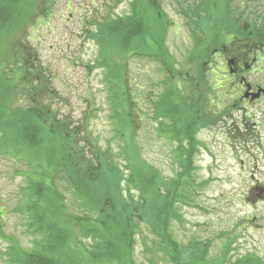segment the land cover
I'll list each match as a JSON object with an SVG mask.
<instances>
[{
	"label": "trees",
	"instance_id": "16d2710c",
	"mask_svg": "<svg viewBox=\"0 0 264 264\" xmlns=\"http://www.w3.org/2000/svg\"><path fill=\"white\" fill-rule=\"evenodd\" d=\"M55 1L0 0V57L4 54V67L0 69V153L17 157L29 168L22 187L23 212L26 228L33 235L30 250L8 246L7 263L134 264V238L140 225L145 224L160 240L153 248L158 250L155 254L161 253L173 264H225L232 241L223 245L219 257L208 259L207 248L199 241H189L179 251L168 229L169 221L178 218L173 209L177 189L186 181L188 165L193 164L198 151L196 133L217 119L215 112L205 113L206 98L198 116L194 107L186 103L190 98L179 97L180 72L162 42L168 25L160 10L162 0H127L128 13L106 16L94 23L90 34L97 45L96 66L104 71L108 117L117 126L122 142L126 132L131 133L135 127L131 108L139 107L136 92L121 87L125 83L124 60L129 54L158 57L167 76L162 78L165 87L158 94L153 113L161 119L158 132L175 142L173 157L182 160V166L178 165L181 183L163 180L134 153L133 142L127 141L120 148L123 168L128 171L125 174L111 146L99 152L88 140L87 117L74 125L70 117L53 112L58 96L38 64L33 45L27 44L30 36L27 42L23 41L25 37H18L15 45L12 35L24 26L31 24L34 29L38 21H48ZM225 5L223 0H200L195 7L185 9L178 3V12L192 21L190 29L194 31L193 49L186 58L189 65L199 66L213 46L207 45L212 44L211 37L225 34L230 17ZM191 115L195 121L190 120ZM197 119L201 124H196ZM62 184L79 201L80 210H85L83 217H74L72 222L76 231L89 239L88 244L78 245V240L71 244L70 223L66 224L69 217L56 190ZM133 192L137 197L131 195ZM58 208V214L52 217ZM254 257H237L231 264H259L261 260Z\"/></svg>",
	"mask_w": 264,
	"mask_h": 264
},
{
	"label": "rangeland",
	"instance_id": "374dc122",
	"mask_svg": "<svg viewBox=\"0 0 264 264\" xmlns=\"http://www.w3.org/2000/svg\"><path fill=\"white\" fill-rule=\"evenodd\" d=\"M187 1L189 4L196 0ZM184 2L161 1L160 10L168 25L164 33L160 28L158 32L160 35L163 33L162 42L167 55L173 58L174 67L180 72L179 97L190 98L186 103L194 107L199 116L203 111L202 94L196 92V86L185 74L187 69L192 70L193 67L186 58L193 49L195 39L192 36L194 31L190 29L192 21L189 19L188 23H184L178 12V3L185 7ZM128 9L127 0H56L48 21H38L34 29L30 27L31 24L24 26L19 33L12 35V41L16 45L18 37H25L23 41L27 42L26 37L30 36L27 44L33 45L38 64L58 96L53 102V112L57 116L70 117L74 125L87 117L86 135L88 140L94 142L95 145L92 144L96 150L103 152L108 145L111 146V153L121 166L119 168L127 174L120 148L125 145L124 141L129 144L133 142L134 153L158 172L163 180L174 179L181 183L183 179L179 176V166H182V160L173 157L175 142L158 132L161 119L153 113L158 94L165 87L162 78L167 76L157 56L129 54L124 60L125 83L121 87L136 92L139 107L131 108L135 127L131 133L126 132L122 137L123 142L117 133V126L108 117L104 71L96 66L97 45L90 31L94 30V23L101 22L106 16L124 15ZM27 27L30 28L27 30ZM197 35L200 37V32ZM3 56L0 57V69L4 67ZM198 69L202 72L201 63ZM199 82L206 87L205 94L208 95L205 113L211 115L219 111L212 102L215 94L212 90L215 85L213 76L212 79L209 76L208 81ZM189 118L195 121L193 115ZM166 121L171 122L170 119ZM199 121L201 119H197L196 124H201ZM227 121L225 116L222 122L213 127L208 124L196 133L198 151L193 164L188 165L186 181L177 189L173 209L178 218L169 221V233L179 251H183L189 241H199L207 248V258L216 259L221 255L223 245L232 241L225 264H231L235 258L247 254L260 259L259 264H264V193L249 192L248 189L252 175L264 182V160L253 161L249 155L243 154L239 155L243 163L236 160L231 154L230 139L223 128H218ZM84 151H87V147ZM15 158L0 153V264H8V246L16 245L25 251L32 248L33 235L26 228L22 191L29 168ZM255 162L259 165L257 169H253ZM56 190L69 217L66 224L70 223L71 244L77 240L78 245L88 244L89 239L83 238L72 222L74 217H83L85 210H80L79 201L64 184L57 186ZM161 192H164L163 189ZM131 195L137 197L136 192ZM58 210H54L52 217L58 214ZM140 226L132 250L134 264H173L161 253L155 254L158 250L153 248L160 242L158 236L145 224Z\"/></svg>",
	"mask_w": 264,
	"mask_h": 264
},
{
	"label": "flooded vegetation",
	"instance_id": "af4514ba",
	"mask_svg": "<svg viewBox=\"0 0 264 264\" xmlns=\"http://www.w3.org/2000/svg\"><path fill=\"white\" fill-rule=\"evenodd\" d=\"M199 1L185 5L193 8ZM223 1L230 12L225 34L209 40L212 44L207 45L213 46L201 62L202 73L197 72L198 66L190 64L193 65L192 70L187 69L185 74L196 86V92L202 94L201 102L208 95L205 94L206 87L199 82V76L206 81L213 76L215 85L212 90L215 94L212 102L219 111H215L217 120L212 127L226 116L227 123L223 122L218 128H223L230 139L231 154L240 163H243L241 154L263 161L264 0ZM258 167L255 162L253 169ZM251 179L249 192L263 194L264 182L253 175Z\"/></svg>",
	"mask_w": 264,
	"mask_h": 264
}]
</instances>
